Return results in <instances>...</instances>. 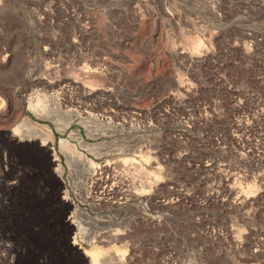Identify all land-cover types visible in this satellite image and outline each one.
<instances>
[{"label": "rangeland", "instance_id": "rangeland-1", "mask_svg": "<svg viewBox=\"0 0 264 264\" xmlns=\"http://www.w3.org/2000/svg\"><path fill=\"white\" fill-rule=\"evenodd\" d=\"M0 71V264H47L62 204L71 264L94 246L90 218L70 222L81 208L96 231L126 228L102 247L122 264H264V0H0ZM26 118L49 147L15 142ZM106 200L120 208L91 207Z\"/></svg>", "mask_w": 264, "mask_h": 264}, {"label": "bare ground", "instance_id": "bare-ground-1", "mask_svg": "<svg viewBox=\"0 0 264 264\" xmlns=\"http://www.w3.org/2000/svg\"><path fill=\"white\" fill-rule=\"evenodd\" d=\"M44 82H47V81H44ZM25 99L27 103V108L30 109L33 112V114H35L38 117H42V118L49 117L50 115L49 108H47V105L42 102L39 94L35 95V93L33 92L26 94ZM68 113L71 114V112H68ZM1 114H3L6 120L8 119L9 114L5 113L6 114L5 115L3 112ZM75 116L79 117V114L76 113ZM59 130L63 132L65 130V125H62L59 128ZM10 131H11V136L14 137V140L16 143H19L22 141H33V140L39 139L40 144L43 146L49 147V145L52 144V139L50 135L48 134V132L43 131L40 128L36 127L35 124L31 122L28 118H26L25 120H21L18 124L12 127ZM69 136L70 138L74 139L78 145L85 147L86 149L88 148L89 144L81 137L80 133L77 130L75 132L70 133ZM60 149H61V152L65 155L69 166L82 168L83 170L86 169L87 171L91 173L95 170L93 161L86 159L85 156L77 149L75 144L74 145L70 144L67 142V140H61ZM51 150H52V154L55 156L54 150L52 148ZM55 171L58 175L61 176L63 167L59 166L57 169H55ZM75 171L76 169L72 168L73 175H75ZM69 180H70L71 187L74 188L75 190L78 189L79 191V192L77 191L76 195L79 196L82 200L87 201L88 199L87 193L80 186L81 184L85 183L84 180L86 179H69ZM101 181L103 184L108 185L109 183V186H111V188L107 189L105 194H107L108 196L109 195L114 196L116 192L114 191V188L112 187L113 185L112 179H102ZM133 193L137 198L141 196V191L133 192ZM62 198L66 201H69L70 197H69L67 189L63 191ZM124 199L126 200L125 197ZM108 200L104 201V203L103 201H99V202L91 201L92 202L91 207L93 209H97L101 207V205H106V206L112 207L113 209L117 208L116 210L120 208L119 203L117 205L116 201H115L116 203L114 204V202L110 203ZM82 218H90L89 220L90 225H89L88 230H92L95 232L90 235H88L87 232H85L83 236V238L89 240V242L94 245L91 249L84 250L85 256H88L90 259L89 264H109L110 261L107 257H109L110 256L109 254L112 252L116 256L115 263L122 264V261L125 255L124 251L120 250L119 248H115V247H113L112 249H108V248L102 249V247L107 246L111 241H113L116 238L123 239L124 236L126 235L125 233L126 228L119 229L117 227H114L115 225L111 224V219L107 217L108 220L106 221L108 222V224L106 227H102L105 229L96 231L97 230L96 228L99 225H106V223L102 221L100 218L89 217L87 211L84 208H81V209H77L75 213L73 214V216H70V222L76 225V227L81 232L82 230L85 229V227L82 225L83 222L85 223V221ZM108 226H111L112 228H108ZM97 244L98 245L101 244V246H98Z\"/></svg>", "mask_w": 264, "mask_h": 264}, {"label": "flooded vegetation", "instance_id": "flooded-vegetation-1", "mask_svg": "<svg viewBox=\"0 0 264 264\" xmlns=\"http://www.w3.org/2000/svg\"><path fill=\"white\" fill-rule=\"evenodd\" d=\"M64 208L65 207L63 204L60 208H57V211L60 214V223L58 226L59 228L57 230L56 237L52 239L51 244L49 246V251L47 252V264H71V245L69 241L70 235L69 232L66 231ZM54 235L55 234L53 233V236ZM20 258H25V261H21V264H33L32 261L34 260V254L28 251H26L25 253L21 250Z\"/></svg>", "mask_w": 264, "mask_h": 264}]
</instances>
